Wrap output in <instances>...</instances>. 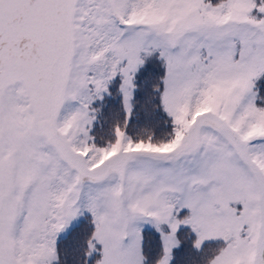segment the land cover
I'll list each match as a JSON object with an SVG mask.
<instances>
[{
  "label": "snow or ice",
  "instance_id": "6c2138e0",
  "mask_svg": "<svg viewBox=\"0 0 264 264\" xmlns=\"http://www.w3.org/2000/svg\"><path fill=\"white\" fill-rule=\"evenodd\" d=\"M0 264H264V0H0Z\"/></svg>",
  "mask_w": 264,
  "mask_h": 264
}]
</instances>
